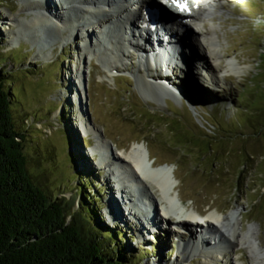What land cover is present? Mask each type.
<instances>
[{
	"label": "rangeland",
	"instance_id": "374dc122",
	"mask_svg": "<svg viewBox=\"0 0 264 264\" xmlns=\"http://www.w3.org/2000/svg\"><path fill=\"white\" fill-rule=\"evenodd\" d=\"M21 1L0 0V73L13 75L8 77L12 82L9 89L15 92L12 115L24 136L27 169L35 184L52 199H66L72 206L71 211L77 212L81 210L82 201L73 189L90 180L84 179L79 168L89 170L97 178L91 180L101 193L96 206L101 209L102 221L115 226V230L130 239L127 251L134 256L130 264H232L238 259L243 264H252L244 249L230 250L224 258L214 256L211 261L206 257L212 251L207 243L181 256L182 242L194 240L191 231L195 235V229L185 226L184 231L178 228L175 232L174 224L157 218L156 212L151 214L162 225L153 229V234L147 233L151 227L149 231H145V227L142 230L137 219H131V212L125 208V215L114 199L117 193L112 175L103 168L99 171L98 156L92 155V148L100 139L112 155H118L127 153L135 144H145L155 164L175 167L177 190L187 211L194 209L205 217L215 210L227 214L239 207L243 229L247 231L249 225L257 224L258 239L264 248V128L252 124L251 120L256 111L264 107V75L261 76L264 0H224V10L214 21L222 44V64L225 66L223 61L228 59L236 60L245 69L240 76L224 78L222 66L215 73L217 82L210 93L211 103L202 105L185 95L193 92V95L200 94L203 100L207 97V93L198 88L194 67L187 70L178 65L164 72L168 75L164 90L178 91L173 92L176 98L164 97L165 101L159 103L149 96H156V90L145 84V70H139V56L132 55L131 61H122L125 66L118 67L119 77L111 78L83 50L84 38L80 34L67 42L63 40L67 33L53 34L48 27H40L37 43L29 40L28 33L27 37L20 36L17 45H12L9 29H23L25 20L35 15L28 13ZM59 5L52 3L48 9L55 12L57 7L61 8ZM78 7L75 5L72 11H80ZM8 16L18 24L10 25ZM191 42L189 37L185 38L183 53L175 48L178 51L172 54L178 57L175 60L179 64H184L179 61L180 56L186 62L190 56H195L192 62L204 70L195 51L187 46ZM186 50L194 55H185ZM172 81L181 86L174 83L172 86ZM242 91L246 95L242 96ZM67 126L78 134L80 144L75 147L69 141ZM83 133L88 136L84 138ZM72 151L80 155V165L72 159ZM157 192L150 187L148 193L141 189V193L150 194L152 198H158ZM131 200L135 202V198ZM121 202L130 205L128 201ZM66 220L69 223L71 216Z\"/></svg>",
	"mask_w": 264,
	"mask_h": 264
},
{
	"label": "bare ground",
	"instance_id": "6f19581e",
	"mask_svg": "<svg viewBox=\"0 0 264 264\" xmlns=\"http://www.w3.org/2000/svg\"><path fill=\"white\" fill-rule=\"evenodd\" d=\"M179 1L185 2V4L189 3L190 6L196 8V22L203 19L208 21L204 31H198V33H195L196 35L192 33L184 37V39L189 37V40L193 41L190 45L187 44V46L195 51L204 70L201 66H196V62H192L195 56H190L191 59L186 62L184 61L185 58L183 57V59L179 54V61L184 64L176 62L175 58L178 59V57L173 55L172 52L178 51L174 50L178 48L183 53L182 42L184 39L181 40L182 38L178 39L175 43H171L170 48H168L169 46L159 45L158 42L157 46L155 45L156 48L151 52L145 51V48H142L144 43L147 42L146 38L148 34L140 27L145 20V15L142 11L144 3L137 0H22L21 2L28 8L26 11L35 15L30 20H25L23 29H18L17 31L9 29L8 36L10 43L17 45L22 34L27 37L29 33L28 38L33 44L40 41V36L37 35L40 27H48V31L53 34L63 35L67 33L68 35L65 38L63 37V40H67V42L80 34L84 38L83 50L87 55L90 54L92 59L98 60V63L102 64V68L104 67L111 76L115 73L118 74V67L124 65L122 61L130 60L132 57L130 50H134L135 53L140 54L138 58L139 70L142 68L143 71L145 70L143 74L145 84L156 90V96L151 94L149 96L159 103L165 101L163 100L164 97L176 98L173 92L176 93L178 89L171 88L168 91L167 89L169 88H167L164 90L163 86L157 85L158 80L154 77V74H159V77H164L168 80L166 77L168 75L165 73L170 70L169 67L174 68L178 65L187 68V70H190L192 67L196 68L200 79L196 77L195 80H202V82H206L210 86H205V83H198L199 87H197L213 92L214 82H217L215 73L224 66L222 64L224 57L220 54L222 53L220 52L222 44L217 33V27L214 26L215 18L219 17L221 11L224 10V0ZM52 3L60 4L61 8L57 7L55 12L53 10L49 11L48 7ZM75 5L79 6L76 8L80 9L79 13L72 11L75 10L73 9ZM7 21L10 25L15 26L18 24V21L14 20L12 16H8ZM208 23L210 24L209 26ZM207 26L209 29H207ZM143 35H145L144 41L140 44V38ZM162 46L167 47L166 51H162ZM201 48L209 50L207 55L205 54V50L203 51ZM38 51L39 54L42 53V47ZM199 51L204 53L201 55ZM148 52L157 53L154 57L149 58L146 55ZM186 54L194 55L189 54V50H186ZM82 57H84L83 53ZM223 62L225 64V74L234 76L238 74L240 76L244 73L245 68L240 66L236 60L228 59ZM165 67L166 69H164ZM78 79L81 80L82 76L80 75ZM148 80H153L154 83ZM182 90V93H184L185 88ZM84 126L87 132L88 128L86 124ZM93 152L101 154V158H103L100 161V165L103 166L101 169L103 168L111 173V175H114L115 181H113V186L121 200L118 199L117 195L114 199L119 203L124 214L126 210H128V213L131 212V215L129 214L131 219H137L140 228L145 227L144 230L149 231L151 227V230L147 233L153 234L152 230L157 226V220L154 219L155 217L150 212L153 198L150 194L145 195L141 193L142 188L145 189V193H148L150 187L151 189L155 188L160 193V200L164 201V203L166 202L171 209L175 207V215H178L177 220H183V222L174 224V226L180 228L192 226L195 229V235L193 231H191L192 235L190 233L192 237L194 236V240L182 242L179 252L181 256L183 252L189 249L191 252L195 247H200L203 243H207L212 251L208 252L206 257H209L211 261L214 260V256L220 259L224 258L230 250L244 249L248 251L252 264H264V248L260 245L258 239L259 226L251 224L248 226L247 231H245L239 207L233 208L227 214L215 210L205 217H201L194 209L190 212L186 211L180 205L183 202L177 190L178 180L174 175L175 167L168 164L150 167L149 162L152 160L145 144H135L127 153L123 152L118 155H112L111 150L99 139ZM131 197L135 198V201L140 200L135 205ZM122 200L128 201L130 205L133 203L134 206L130 208V205H124V202H121ZM144 200H147V202L144 203ZM125 208L127 209L125 210ZM145 212L148 214H145ZM162 214L166 217L168 216L166 215L167 212H159L157 209V218H161ZM163 220L167 221L166 219ZM231 263L243 264L239 259L233 260Z\"/></svg>",
	"mask_w": 264,
	"mask_h": 264
},
{
	"label": "trees",
	"instance_id": "16d2710c",
	"mask_svg": "<svg viewBox=\"0 0 264 264\" xmlns=\"http://www.w3.org/2000/svg\"><path fill=\"white\" fill-rule=\"evenodd\" d=\"M261 59L264 60V49ZM12 76L0 73V264H130L134 260L127 251L130 239L102 221L101 209L96 206L101 193L89 170L79 168L84 179L90 180L73 189L82 201L77 212L71 211L69 201L50 198L33 181L27 169L24 136L12 115L15 92L10 91L12 82L8 79ZM199 90L207 93L205 100L193 92L185 95L201 105L210 104V93ZM251 120L264 128V107ZM67 128L69 141L75 147L80 144L78 134ZM71 154L80 165V155L74 151Z\"/></svg>",
	"mask_w": 264,
	"mask_h": 264
},
{
	"label": "snow or ice",
	"instance_id": "6c2138e0",
	"mask_svg": "<svg viewBox=\"0 0 264 264\" xmlns=\"http://www.w3.org/2000/svg\"><path fill=\"white\" fill-rule=\"evenodd\" d=\"M166 2H170L171 4H173L177 9L181 10V11H185L187 10V7L185 4L179 3L178 0H166Z\"/></svg>",
	"mask_w": 264,
	"mask_h": 264
}]
</instances>
